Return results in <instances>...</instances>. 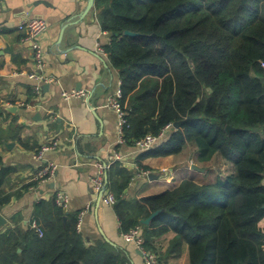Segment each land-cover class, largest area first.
Instances as JSON below:
<instances>
[{
    "label": "trees",
    "instance_id": "1",
    "mask_svg": "<svg viewBox=\"0 0 264 264\" xmlns=\"http://www.w3.org/2000/svg\"><path fill=\"white\" fill-rule=\"evenodd\" d=\"M95 13L111 37L103 48L121 81L125 144L134 147L181 123L141 153L138 167L148 172L144 160L178 155L190 145L197 162L219 156L233 168L213 181L184 179L126 201L134 174L114 163L106 186L116 198L121 232L142 226L151 250L152 238L173 233L170 248L186 243L189 264H264V0H95ZM52 203L48 230L39 237L30 229L24 254L17 253V230L0 239V264H123L112 246L86 244L79 217L68 220Z\"/></svg>",
    "mask_w": 264,
    "mask_h": 264
},
{
    "label": "crops",
    "instance_id": "2",
    "mask_svg": "<svg viewBox=\"0 0 264 264\" xmlns=\"http://www.w3.org/2000/svg\"><path fill=\"white\" fill-rule=\"evenodd\" d=\"M87 1H0V176L3 175L0 215L7 222L0 228V239L9 230H17L21 244L17 253L24 254L26 233L32 229L33 221L47 231L44 221L55 215L54 195L64 191L69 197V207L62 211L68 220L79 217L78 231L86 244L106 243L117 251L123 264H144L135 245L121 236L116 205L98 203L92 192V163L105 162L113 153L122 157L116 163L134 174L123 199L132 201L168 189L160 183L162 176L166 180L173 177L172 183L176 184L188 179L178 181L175 173L187 167L186 160L181 157L184 151L146 159L142 164L149 167L148 174L140 176L136 173L139 170H135L139 168L137 160L141 153L117 143V117L105 108V100L121 81L108 57L98 53V45H107L111 37L102 30L95 12L71 25L84 11ZM26 19H42L47 23L40 40L42 68L37 67L30 43L18 31L19 24ZM64 26L67 28L61 36ZM35 72L50 81L39 86L29 78ZM44 85H49L48 90L43 89ZM36 87L38 93L34 92ZM71 90L88 94L85 98L65 100L62 92ZM52 139L58 140L59 146L45 153L42 160L36 159L38 149ZM194 155H197L195 148ZM48 162L58 167L55 177L47 183L36 182L35 171ZM40 204V214L36 216ZM174 238L169 232L152 238L149 245L157 252L161 264H189L186 243L180 249L170 248ZM30 250L32 254L35 251L32 246Z\"/></svg>",
    "mask_w": 264,
    "mask_h": 264
},
{
    "label": "built area",
    "instance_id": "3",
    "mask_svg": "<svg viewBox=\"0 0 264 264\" xmlns=\"http://www.w3.org/2000/svg\"><path fill=\"white\" fill-rule=\"evenodd\" d=\"M95 12V11H94ZM95 16L96 13H95ZM47 30V23L42 19H26L22 21L18 26V31L23 34V40L25 42L30 43L31 50L33 52L34 61L37 64L38 68L43 67V54L42 48L40 44V40L42 35ZM104 45H98V53L102 56H107V53L103 49ZM30 79H33L38 82V85H42L44 83H48L50 80L45 78L43 75L35 72L29 75ZM39 87L34 89V92L38 93ZM86 91H64L62 92V97L65 100H70L73 98H85L87 96ZM122 91L121 84H119L118 88L112 92L105 100V108L111 110L115 113L117 117V143L122 145L125 144V132L126 129L129 128L128 124V113L125 111L122 103ZM173 129V126L167 125L158 136H153L151 134L146 135L144 138L135 142L134 149L138 153H143L152 149L156 143L160 141H164L167 139L169 132ZM59 146V142L56 139H52L49 142L43 144L37 151L36 159L39 161L42 160L45 153L48 151L55 150ZM122 157H120L117 153H113L108 157L107 161H95L92 163L94 167V173L90 178L91 190L97 196V200L99 199L100 193L103 191L102 196L100 197V202L112 206L116 203L115 196L109 191L106 186V178L107 173L111 166L116 163L122 161ZM192 162L189 163V167H191ZM57 165L48 162L45 165H41L36 171L34 178L38 183H47L51 181L57 172ZM138 175L146 176L148 174L147 171L140 170L137 171ZM173 178L170 176L169 180ZM54 203L58 208L63 210H67L69 207V197L64 191H58L54 195ZM80 227V219L77 224V229ZM32 229L36 231L39 237L43 236V231L37 221H33ZM122 238L131 242L135 245L137 250L140 252L144 264H161L159 256L157 252L147 248L145 246L142 226H136L135 228L129 230L126 233H121Z\"/></svg>",
    "mask_w": 264,
    "mask_h": 264
},
{
    "label": "rangeland",
    "instance_id": "4",
    "mask_svg": "<svg viewBox=\"0 0 264 264\" xmlns=\"http://www.w3.org/2000/svg\"><path fill=\"white\" fill-rule=\"evenodd\" d=\"M183 151H182L183 153L181 154V157L183 160H186L187 167L185 169L182 168L179 171L175 172L176 179L178 181L181 180L182 178H188V179L197 180V182L199 183H202V182L204 183L208 181H213L216 178V176L223 177L229 174L233 170L232 166L226 164L225 161L219 156H214V158L208 163H197V167L202 169V172L191 170L188 167L189 163L192 162V165H195L194 162H196L195 161L196 156L194 155V148L188 145ZM135 169H136V166H135ZM137 170L140 171L141 169L137 168L135 171ZM169 177L167 178V180L165 179L164 176L160 178L161 180L160 183L164 184V186L168 189L169 187H172L173 185L176 184V182L172 183L173 179L169 180ZM158 193H161V190L156 192L155 194H158Z\"/></svg>",
    "mask_w": 264,
    "mask_h": 264
},
{
    "label": "water",
    "instance_id": "5",
    "mask_svg": "<svg viewBox=\"0 0 264 264\" xmlns=\"http://www.w3.org/2000/svg\"><path fill=\"white\" fill-rule=\"evenodd\" d=\"M0 1L2 2L3 0H0ZM30 8H31V7H30ZM94 11H95V0H88V1H87V5H86L84 11L78 15L77 20L74 21L73 23H71V25H72V24L77 25L79 22H82V21L84 20V18H85L89 13H92V12H94ZM66 28H67V26H64V27H63L62 32H61V36L63 35V32H64V30H65ZM125 35H126V36H134L135 34L130 33V32L127 31V32H125ZM60 38H61V37H60ZM259 80H260L261 83H264V77H261ZM43 87H44V88H43L44 90H48L49 85H44ZM180 125H181L180 122L175 123V124H173V128H174L175 130H177V129L179 128ZM231 131H233V129H232L230 126H227V127L225 128V132H226L227 134H228L229 132H231ZM162 142H163V141H160V142H158L156 145H158V144H160V143H162ZM190 169H191V170H196V171H202V170H200V169H199L197 166H195V165H191ZM106 184H107V178H106ZM102 194H103V191L100 193V196H99V199H98V203L100 202V197L102 196ZM157 214H158V212L153 213L148 219L142 220V221H141V224L149 225L150 222L156 217ZM6 224H7L6 220L0 215V228H1V227H4Z\"/></svg>",
    "mask_w": 264,
    "mask_h": 264
}]
</instances>
